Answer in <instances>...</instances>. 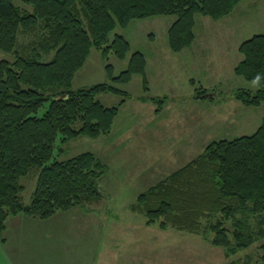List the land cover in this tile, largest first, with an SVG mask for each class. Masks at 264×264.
<instances>
[{
    "label": "trees",
    "instance_id": "16d2710c",
    "mask_svg": "<svg viewBox=\"0 0 264 264\" xmlns=\"http://www.w3.org/2000/svg\"><path fill=\"white\" fill-rule=\"evenodd\" d=\"M19 1L0 0V50L14 56L0 61V242L6 241L11 216L48 220L100 196L99 180L108 164L89 151L67 158L61 154L73 139L112 132L126 99L107 107L100 94L128 97L116 83L128 84L136 75L149 90L147 57L141 51L133 52L127 68L115 75L110 59L124 60L132 50L123 34L114 33L117 28L175 15L168 43L173 52H181L196 39L197 15L219 20L243 0ZM24 37L28 42H22ZM92 48L108 63L113 83L74 89V77ZM239 52L235 74L252 84L257 74L261 79L255 91L239 88L234 96L245 106L264 105V33L242 42ZM195 91L196 98L209 93L202 85ZM141 99L157 104V112L167 101ZM33 171L37 185L25 203L22 180ZM133 209L147 224L201 234L225 250L227 264H252L250 256L242 260L236 255L264 239V117L251 135L210 143L190 163L139 194ZM260 249L264 261V242Z\"/></svg>",
    "mask_w": 264,
    "mask_h": 264
},
{
    "label": "crops",
    "instance_id": "0c3cea01",
    "mask_svg": "<svg viewBox=\"0 0 264 264\" xmlns=\"http://www.w3.org/2000/svg\"><path fill=\"white\" fill-rule=\"evenodd\" d=\"M229 33L231 38L226 46L239 51L241 44L232 40L239 31ZM151 39L157 48L155 36ZM206 50L203 40L198 42L196 37L195 42L181 52H173L170 48L163 53L157 50L158 59L166 56L167 60H157L153 65L144 53L147 57L148 92L152 91V80L167 85L181 77L184 83L191 81L193 85L194 78L191 79L189 73L197 65V57L205 60L210 56L208 50L206 56ZM194 98L197 99L196 95ZM136 101L141 106H151L153 120L162 118L164 110L157 113L154 105H150L153 101L141 98ZM171 104L175 103L167 102L165 106L169 108ZM142 110L144 107L138 109L139 112ZM200 112L205 116L203 111ZM194 118L195 115L185 120L175 114L157 121L167 125L173 134L181 133L173 145L169 144L175 150L168 152V158L163 152L165 146L161 141L146 140L145 134L150 126L141 123L133 131L134 125H127L121 134L115 136V127L118 125L115 122L111 133L96 138L103 141L97 152L92 151L109 166L108 172L99 180L100 192L108 200L95 205L76 206L58 212L48 220L23 214L9 217L6 241L0 242V264H211L212 259L210 262L205 259L198 261L199 254L195 250L198 246L206 252L207 246H213L204 236L198 240L191 234H201L147 224L144 215L133 209L139 194L174 172L171 165L188 164L198 156L193 151L204 140L201 126L205 120L197 123ZM158 129L159 126L151 128L152 131ZM149 149H152L151 156ZM160 149L162 152H159ZM174 151L175 156L172 155ZM23 193L24 202L29 203ZM157 235L159 239L151 238ZM151 240L158 243L154 242L150 246Z\"/></svg>",
    "mask_w": 264,
    "mask_h": 264
},
{
    "label": "rangeland",
    "instance_id": "374dc122",
    "mask_svg": "<svg viewBox=\"0 0 264 264\" xmlns=\"http://www.w3.org/2000/svg\"><path fill=\"white\" fill-rule=\"evenodd\" d=\"M19 2V0H14L15 4H19ZM175 20V15L153 17L134 20L126 29L117 28L114 33L123 34L130 42L132 50L124 60L117 57H112L110 59L109 63L114 66L115 75L120 74L127 68L129 58L135 51L145 53L152 65L155 64L157 60H167L166 56L164 58L161 56L158 59L157 50L163 53L164 50L170 48L168 43V30ZM229 31L232 33L239 31V33L234 35L236 37H233L232 40L240 44L252 38L255 34L264 33V0H243L232 14L219 20L197 15L196 37L198 38V42L203 40L210 56H207L208 52L206 50L207 57L205 60H201L200 57H197L199 58L196 62L197 65H194L195 67L192 68L189 73L191 74V79L194 78L195 85H191V81L184 83L181 77H179L178 80L174 79L173 83H168L167 85L152 80V91L146 93L143 87L142 76L136 75L128 84L116 83L117 87L129 93L128 97L111 92L100 94L98 96L99 100L107 107L118 106L123 99H126V106L121 107V111L116 118L117 120H115L118 125L115 127L114 135L116 136L123 129H126L127 125H134V131L141 123L147 124L150 127L145 134V136H147L146 140L150 142L161 141L165 146L163 152L166 158H168V152L170 150H175L171 149L169 144L171 145L172 143L173 145L175 138H178L181 133L173 134L172 131L170 132V128L167 125L157 123L159 119L162 120L164 117L170 118L176 114L177 117L189 120V118L195 115L194 119L197 123L205 120L201 126V130L204 132V140L199 142L197 147H195L193 151L195 156H199L212 142L224 139L231 140L256 132L264 117V105L245 106L234 96L235 91L239 88H248L255 91L256 86L245 81L242 77L237 76L234 72L236 65L239 63L238 61L242 59V54L238 50L226 46L228 40L231 38V33H229ZM152 34L155 36L157 48L154 47L155 44H153V40L151 39L153 36ZM22 40V42H28V38L24 37ZM1 60H14V56L11 53L0 50V61ZM208 60L212 61L209 63L207 62ZM107 64L108 63L103 60L100 51L96 48H92L85 65L78 70L74 77L73 88L90 87L103 82L113 83L106 69ZM150 70L149 67L148 71ZM164 70L167 71L166 68H164ZM161 80L162 79H160V81ZM199 85L207 88L209 93L213 94L214 97L208 96L195 99V88H198ZM166 86L176 89L171 90ZM142 96H155L158 98L168 96L166 103L175 104H171L169 108L164 106L162 118L153 120L154 113L150 110L151 106H141L138 104V101H136ZM152 103L153 104L150 105H154L156 108L157 104L154 102ZM143 107L144 110L139 112L138 109L141 110ZM44 111L45 109H42L39 115H42ZM200 111H203L205 116H203ZM119 125L122 127H119ZM153 126L154 128L159 126L158 131H152L151 128ZM133 133L136 134L135 132ZM144 138L142 140H144ZM106 139L108 140L109 138ZM101 141L103 140H96V138L93 139L83 136L73 139L65 145V152L63 155L61 154V158L76 156L88 151L97 152L102 143ZM151 151L152 149H149V156L152 154ZM159 152H162V149H160ZM58 153V149L56 148L55 154L58 155ZM175 154L176 151L172 153L173 156H175ZM177 164L178 165H171L173 171L184 166L185 163ZM37 176V172L33 171L23 178L22 182L25 184L23 197L25 200L31 201L32 193L37 185ZM107 200V197L100 194V196L87 200L81 205H95L97 203L106 202ZM191 235L195 237V239H203L202 235ZM151 238L155 240L159 239L160 236H151ZM154 242L156 241L151 240L150 246H152ZM263 242L264 239L255 242L248 248L242 249L236 255V258H241L243 260L250 256L252 258V264H264V261L261 260L262 251L260 249V245ZM195 250L199 254L198 261L205 259L207 262H210V259H212L211 264H227L228 262L225 250L221 247L207 246L206 252H204L203 248L197 246Z\"/></svg>",
    "mask_w": 264,
    "mask_h": 264
},
{
    "label": "clouds",
    "instance_id": "9594fccd",
    "mask_svg": "<svg viewBox=\"0 0 264 264\" xmlns=\"http://www.w3.org/2000/svg\"><path fill=\"white\" fill-rule=\"evenodd\" d=\"M261 79V76L259 74H257L255 77H254V80H253V83L254 84H257L259 82V80Z\"/></svg>",
    "mask_w": 264,
    "mask_h": 264
},
{
    "label": "water",
    "instance_id": "95a60500",
    "mask_svg": "<svg viewBox=\"0 0 264 264\" xmlns=\"http://www.w3.org/2000/svg\"><path fill=\"white\" fill-rule=\"evenodd\" d=\"M214 97V95L213 94H210V93H207L206 94V97ZM67 96L66 95H63V96H61L60 98H66Z\"/></svg>",
    "mask_w": 264,
    "mask_h": 264
}]
</instances>
